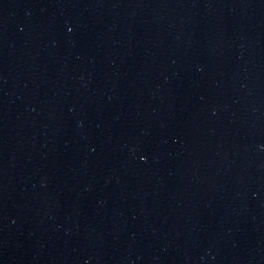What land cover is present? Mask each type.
Instances as JSON below:
<instances>
[{
	"label": "water",
	"instance_id": "obj_1",
	"mask_svg": "<svg viewBox=\"0 0 264 264\" xmlns=\"http://www.w3.org/2000/svg\"><path fill=\"white\" fill-rule=\"evenodd\" d=\"M0 264H264V0H0Z\"/></svg>",
	"mask_w": 264,
	"mask_h": 264
}]
</instances>
